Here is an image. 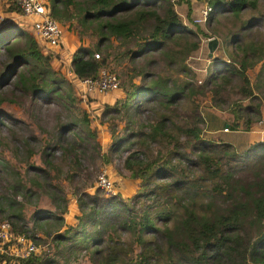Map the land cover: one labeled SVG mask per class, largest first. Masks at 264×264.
<instances>
[{
    "label": "trees",
    "instance_id": "16d2710c",
    "mask_svg": "<svg viewBox=\"0 0 264 264\" xmlns=\"http://www.w3.org/2000/svg\"><path fill=\"white\" fill-rule=\"evenodd\" d=\"M206 3L203 26L218 54L198 82L187 59L203 33L172 0H47L48 15L80 41L72 73L106 69L118 79L121 97L95 117L52 66L56 53L21 27L0 28V222L12 236L4 247L20 234L41 247L15 264H264V142L239 154L201 137L207 103L228 128L261 122L264 0ZM92 119L107 128L105 151ZM106 164L137 181L131 196L87 192ZM67 196L74 225L63 223ZM27 206L35 209L25 216ZM63 248L76 249L59 261Z\"/></svg>",
    "mask_w": 264,
    "mask_h": 264
},
{
    "label": "crops",
    "instance_id": "0c3cea01",
    "mask_svg": "<svg viewBox=\"0 0 264 264\" xmlns=\"http://www.w3.org/2000/svg\"><path fill=\"white\" fill-rule=\"evenodd\" d=\"M11 6L12 5L10 4L9 0H0V28L9 24H13L15 26L21 27L23 30H25V32L27 31L28 33L34 35L30 27V19L21 16L18 9L17 11L10 9ZM79 43L80 41L78 40L76 34L73 31H70L63 27L59 46L52 49L46 48L44 50L54 52L59 56L58 59H54L51 64L60 72V63H62L63 60H65L66 63L69 62V57H71L73 51ZM86 43L87 41L83 40V44ZM204 43L208 47L206 40L204 41ZM77 86L80 92L83 91V87L80 83H77ZM118 97H121V92L118 89L111 92H107L105 94H101L95 90H92L86 93V101H82L84 103L82 108H84L89 113L90 117H95L102 108V105H104L105 103L110 104L115 98ZM92 126L96 128L97 140L100 144V147L101 144L103 145L107 143L105 149L104 147H101V150L105 151L106 147L110 143L109 134L103 131L106 126L104 124H98L93 119ZM224 128H226V130H223ZM102 134L106 135L104 137L105 141L103 139L100 140V135ZM202 137L218 139L222 142H227L236 149H240L242 151L246 150V148L252 143L264 142V108L261 109L260 124L250 128L247 131L241 129L228 128L227 124L224 123V118L221 117V115L211 113L208 118L204 117V128L202 131ZM102 170L111 180L116 193L120 194L122 197H129L136 190L137 181L130 180L122 177L121 175H118L113 165L106 164L102 167ZM67 199L68 202L66 212L62 215L63 223L65 225H74L76 223L75 216L78 213L76 202L71 196H67ZM36 246L39 248L38 252H40L41 247H39L38 245ZM0 264H3V262H0ZM12 264L14 263L12 262Z\"/></svg>",
    "mask_w": 264,
    "mask_h": 264
},
{
    "label": "built area",
    "instance_id": "2783aa9c",
    "mask_svg": "<svg viewBox=\"0 0 264 264\" xmlns=\"http://www.w3.org/2000/svg\"><path fill=\"white\" fill-rule=\"evenodd\" d=\"M10 4L15 6L20 15L30 19V27L34 36L41 40L47 48H56L60 44L62 30L56 20L48 15L47 0H9ZM210 12V7L204 5L200 9V17L205 20ZM3 21V20H1ZM195 19L194 22H199ZM97 57V54H94ZM69 78L75 82L80 83L83 87L82 97L86 101V93L92 90L98 93L105 94L118 89V79L116 76L106 69H101L94 78H77L69 69ZM223 130H226L224 128ZM95 187L100 188L105 194L112 195L115 190L111 180L107 177L105 172L101 169L98 173ZM12 238L9 231V224L6 221L0 222V251H4L11 257L10 261L18 262V259H26L33 254H36L39 248L24 234H20L14 238V242L4 247V244L9 242Z\"/></svg>",
    "mask_w": 264,
    "mask_h": 264
},
{
    "label": "rangeland",
    "instance_id": "374dc122",
    "mask_svg": "<svg viewBox=\"0 0 264 264\" xmlns=\"http://www.w3.org/2000/svg\"><path fill=\"white\" fill-rule=\"evenodd\" d=\"M172 1L174 2L173 9L176 12V14L178 15V17L182 20V22L186 23L189 27L193 28L194 30H197V31L200 30L203 33V35L199 33L200 40H201L200 46L198 47V49L196 51H193L192 53H190L189 57L187 59L188 64L191 66V68L193 69V71L196 74L195 80L198 82L202 81L205 78L204 75H205L207 66L210 64V62H213L214 57L216 56V54H218L217 51L215 50V48H213V50L210 53L208 47L203 42V40L205 38H207V40H209L210 38H211L210 40H215V35L209 31L205 30V28L203 26V23L205 22L206 19L202 20L200 17V9L204 5H208V4L206 3V0H172ZM262 2L263 1H260L258 4H261ZM258 10H259L258 12L264 13V10L262 7H258ZM217 18L221 19L220 15H218ZM195 19H199L200 20L199 23L194 22ZM0 38L4 39L5 38L4 34H1ZM69 59H70V57H69ZM57 66H58V64H57ZM59 68L62 69L65 78L73 85L74 89L78 90L77 82H75L73 79L69 78V76L67 75L68 71H69V62L66 63V61L63 60V62L60 63ZM253 73H254V71L249 72L250 78H252ZM77 99L79 100V106L83 107L84 103L82 101H84V100L82 97V93H80L79 90H78V94H77ZM214 106H213V103H207L206 105H203L201 107L202 115L205 118H208V116H210L211 113H216V114L220 115L221 113L218 112L219 110L217 111V109L214 108ZM219 108H221V107H219ZM222 108H224V106ZM221 117H223V116H221ZM0 131L3 133V128H1ZM103 131L107 132V134H109L107 131V128H105ZM244 131H247V130H244ZM105 136L106 135H104V134L100 135V140L103 139L105 141V138H104ZM201 137H202V132H201ZM202 138H204V137H202ZM204 139L210 140V141L218 140V139H211V138H207V137H205ZM218 141H220V140H218ZM106 144H103V145L101 144V147H104V149H105ZM233 148H234V151L236 153H239V154H241L243 151H245V150L242 151L240 149L238 150L235 147H233ZM100 171H101V169L98 171V173ZM98 173H96V177H97ZM96 177H95V180H96ZM95 180L93 181V186L88 188L87 192L91 193L93 191ZM105 195H107V194H105ZM46 206L49 207L48 204H46ZM34 209L35 208H33L32 206H27V209L24 211L25 216L30 214L31 211H33ZM28 226H29V224H28ZM75 249L76 248H63L61 253H59V254L55 253V254H53V256L55 259H58L60 261L61 258L59 255H63L64 253H67V254L73 256V254H70V252L74 251ZM56 251L57 250L55 249L54 252H56ZM75 255L77 256V254H74V256ZM80 262H82L83 264H88L85 261V259L83 261H80ZM13 263L15 264L16 261H13ZM10 264H12L11 261H10Z\"/></svg>",
    "mask_w": 264,
    "mask_h": 264
},
{
    "label": "water",
    "instance_id": "95a60500",
    "mask_svg": "<svg viewBox=\"0 0 264 264\" xmlns=\"http://www.w3.org/2000/svg\"><path fill=\"white\" fill-rule=\"evenodd\" d=\"M215 43V40H208L207 42L208 46L212 45L213 48L215 47Z\"/></svg>",
    "mask_w": 264,
    "mask_h": 264
},
{
    "label": "clouds",
    "instance_id": "9594fccd",
    "mask_svg": "<svg viewBox=\"0 0 264 264\" xmlns=\"http://www.w3.org/2000/svg\"><path fill=\"white\" fill-rule=\"evenodd\" d=\"M210 39H211V38H210ZM210 39H209V40H210ZM205 40H206V42H208L207 38H205ZM101 169H102V168H101ZM94 188H95V186H94ZM114 190H115V189H114ZM114 192L116 193V191H114ZM115 193H114V194H115ZM112 195H113V194H112ZM109 196H111V195H109Z\"/></svg>",
    "mask_w": 264,
    "mask_h": 264
}]
</instances>
